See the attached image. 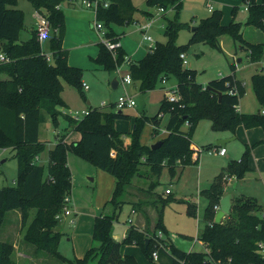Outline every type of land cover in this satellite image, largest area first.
I'll return each mask as SVG.
<instances>
[{"label": "trees", "instance_id": "trees-1", "mask_svg": "<svg viewBox=\"0 0 264 264\" xmlns=\"http://www.w3.org/2000/svg\"><path fill=\"white\" fill-rule=\"evenodd\" d=\"M29 1L51 22L52 59L48 60L43 52L36 28L31 29L28 40H20L24 12L16 7L18 0H0V52L9 58L7 62H0V74L7 75L0 77V148L10 149L18 160L16 183L0 190V230L15 211L20 215L24 242L33 245L36 252L46 251L66 264H138L132 255L123 254L121 250L123 244L134 242L143 248L151 264H155L153 252L160 247L157 230H164L163 211L167 204L178 199L168 193H155L152 183L151 188L147 189L153 197L151 200L132 202V210H142L144 214L147 211L145 205L152 204L155 207L157 217L152 230L150 227L142 230L132 224L125 238L120 241L113 236V226L117 211L124 203L123 195L134 185V176L142 174V165H147L151 173L158 176L165 166L175 171L176 166L185 167L196 163L193 156L197 150L192 138L203 119L211 120L214 130H228L233 134L240 125L264 129V72L252 75L253 87L261 106L259 111L245 113L237 108L245 84L235 73L209 81L208 84L222 93L219 100L217 92L196 80L194 70L184 67L181 54L185 52L186 46L175 42L178 23L169 19L166 28L169 40L157 42L142 59L130 61L129 72L133 81L141 83L143 91L155 88L163 77L169 79L175 76L180 99L178 102H169L165 97L157 114L137 117L135 127L130 132L131 141L126 143L122 137L123 132L115 123L117 119L130 120L132 116L119 113L115 104L110 110L92 108L83 118L73 117L59 108L65 106L62 97L64 81L77 86L81 94H84L83 69L69 64V49L63 46L66 21L61 4L66 0ZM98 1L96 18L104 24L106 37L112 41L120 39L113 24L134 21L138 11L152 16L149 11L138 8L133 0ZM105 2H108V6L104 5ZM244 2L248 8L246 23L256 25L264 32V1ZM146 3L166 11L169 8H180L183 0H146ZM236 9L233 8L234 15ZM222 18V9H213L209 16L193 28L190 40L209 42L221 49V37L229 34L235 41H239L241 48L246 49L252 63L264 61V42L247 41L242 33L241 22L233 18L226 25L222 23ZM98 47V55L93 60L109 72L117 71L126 63V51L122 47L115 54L103 42H99ZM231 69L236 70L235 63H231ZM232 89L237 92L231 93ZM167 111L169 119L165 129L168 134L162 138V143L155 148L142 144L140 137L144 125L151 123L152 134L158 135ZM49 118L56 128L59 119L63 118L66 128L78 130L81 137L71 143L60 139L50 150L48 165L45 166L37 160L45 150V143L40 140V128ZM263 142L264 139L252 145L246 144L242 157L231 160L226 172H221L208 187L201 190L207 203L201 216L204 226L197 237L207 250L187 251L169 239H161L170 250L171 264H224L228 261L231 264L264 263L258 249V242L264 240V207L252 197L233 196L231 210L221 222L215 221L217 210L214 208L226 195L229 178L241 179L250 170L251 152ZM207 147L201 146L202 149ZM69 152H74L115 177L111 197L103 206L104 212L95 217L92 238L98 245L91 246L83 257L73 259L63 256L59 251L61 233L57 228V215L62 212L65 197L71 194L73 188L72 172L68 164ZM138 189L139 192L147 191L140 186ZM109 206L112 212L106 210ZM197 207V202L188 201V214L197 217ZM147 219L149 221V217ZM184 236L193 239L192 236ZM0 264H18L14 242L0 239Z\"/></svg>", "mask_w": 264, "mask_h": 264}, {"label": "rangeland", "instance_id": "rangeland-1", "mask_svg": "<svg viewBox=\"0 0 264 264\" xmlns=\"http://www.w3.org/2000/svg\"><path fill=\"white\" fill-rule=\"evenodd\" d=\"M133 2L141 10L149 11L152 16H146L141 11H138L134 21L128 24H113L114 30L122 39L126 40L125 47L132 60H138L143 57L148 45H151L150 42L144 41L140 25L151 22L147 35L152 37L156 44L157 42H167L169 40L170 37L166 33V28L168 20L173 19L178 23L175 42L186 46L184 52L186 64L183 62V65L196 72V80L207 86L209 80L232 73L231 63H235L237 64V77L242 83L245 82L244 92L237 108L245 113L257 112L258 108H261L253 87L252 75L262 70L260 66L249 61L247 51L245 48L240 47L239 41H235L231 35L225 34L221 37V49H218L209 42H192L190 40L193 34V27L199 25L203 18L211 14L209 3L213 4L214 9H222L223 21L226 24H229L233 18L241 22L242 26L245 27L243 36L247 41L257 43L264 40V32L259 27L246 23L245 19L248 12L246 11L244 0H183L180 8H169L166 11L148 6L146 0H133ZM16 7L24 12V27L20 32V40L26 41L30 38L31 29L34 24L36 25L39 14L29 0H18ZM234 7H237L235 15L233 14ZM61 9L65 17L68 14L69 17L81 20L78 26L73 21L70 22L64 45L70 50L69 61L82 67V80L89 87L85 88L82 85L84 94H81L77 86L64 81L63 100L65 99V106H60L59 108L71 112L79 111L80 118H83L85 116V114H82L83 111L95 107L110 110L114 103L117 102L119 96L128 94L136 101L134 108L126 107L123 109L124 112L135 115L132 120V128L135 127V119L137 117L157 114L163 99L167 98L171 88L177 85V78L171 76L165 85L159 81L157 86L149 91H143L139 81H133L131 84H127L126 87L122 83L117 88L112 87L111 82L116 74L99 67L93 60L97 53V42L102 40L103 36H99L95 28L94 24L97 20L92 7L84 4L82 0H78L75 6H69L67 1H64L61 4ZM52 36L51 29L48 38L41 43L43 52L46 54H51L50 42ZM239 59L242 60L239 61ZM117 71L118 76H116L121 81L122 76L129 72V63H124ZM0 77L4 78L7 75L0 74ZM88 101H90V104H88ZM103 103L106 106H103ZM168 119L169 112L167 111L162 119L161 131L165 130ZM63 123V118H60L58 125L60 130L63 128ZM115 124L117 128L124 131V137L128 136V134L130 135V133H127L129 130L128 120L120 118L116 120ZM149 124L146 123L144 125L140 137V141L145 142L144 144L147 145H151L158 140L157 138H160L159 134L154 135L151 133L152 127ZM54 127L55 125L50 118L42 123L40 140L45 143V150L37 160L41 165H48L49 152L55 145ZM228 133V130H214L212 121L203 119L199 122L192 138L194 147L197 149L196 153H200L197 163H192L185 167L176 166L175 171L165 166L158 176L153 175L147 165H142L140 169L142 174L134 176V185L130 186L128 192L122 197L124 203L120 210L117 211L116 215L118 218L114 220L113 236L115 239L123 240L132 224L136 225L139 223L141 227H150L152 230L153 227L148 226L149 223L146 222L145 226V217H148L147 211L145 214L142 210L132 212V202L139 199L151 200L153 197L147 189H150L153 183V191L155 193L166 195V190L169 189L171 192L170 196L178 199L171 201L165 206L163 211L164 230L161 231L162 238L169 239L183 250L205 251L206 246L197 237L204 226L201 216L207 203V200L201 194V190L208 187L221 172H226L229 162L240 156L239 152L243 147L240 142L231 140L225 144L228 150L227 154H220L218 148L221 147V144H218L219 138L217 136ZM49 140L51 142H48ZM202 145H208V147L202 149ZM68 162L73 178L72 202H70L72 214L70 216L67 215L69 217L63 215L57 228H59L58 230L61 233L59 251L63 256L73 259L77 255H81L80 248L86 242V227L93 220L92 217L95 216L94 214H101L105 201L111 197L114 188L111 189V180L113 181L114 179L115 181V177L74 152H69ZM17 176L18 160L14 156L13 151L0 148V190L6 185L15 184ZM91 178L94 179L92 180ZM233 182L234 184H231V188H240L239 192H244L245 196L254 198L264 207V175H261L259 171H254L253 175L252 170H249L241 180L235 178ZM138 186L147 191L139 192ZM153 195L155 196V194ZM105 198L107 199L103 201ZM188 201L198 202L197 217L188 214ZM152 207V204L144 206L149 211L154 209ZM108 212H112L111 207H109ZM81 216L83 221L79 223L78 217ZM154 218L155 214L153 211L150 219L153 220ZM72 219L75 220V224L71 222ZM1 227L0 239L16 241V243L24 241V230L21 228L17 212H12L8 221ZM141 227L140 229L144 230ZM158 233L159 230H157V235ZM184 235L192 236L193 239ZM73 236H76L78 242L73 239ZM69 238L71 239L69 240ZM152 238L154 241L156 240L154 235ZM122 251L132 255L138 264H151L143 248L135 242L123 244ZM43 255L48 258L50 264H66L46 251ZM171 261L170 250L159 247L155 264H170Z\"/></svg>", "mask_w": 264, "mask_h": 264}, {"label": "crops", "instance_id": "crops-1", "mask_svg": "<svg viewBox=\"0 0 264 264\" xmlns=\"http://www.w3.org/2000/svg\"><path fill=\"white\" fill-rule=\"evenodd\" d=\"M67 1V3H68V5L69 6H75L76 4H77V2H78V0H66ZM83 1V0H82ZM259 3H262L264 0H257ZM84 3V2H83ZM233 3H235V2H233ZM209 4H211L212 6H213V4L212 3H209ZM209 4H208V6H209ZM233 5V4H232ZM213 9H214V7H213ZM246 11L248 12V9H246ZM212 12V11H211ZM95 13V12H94ZM247 17H248V15H247ZM95 18H96V14H95ZM245 20H247V18L245 19ZM65 21H66V34H67V29H69V26H70V22L71 21H73V23L75 24V25H79L80 23H81V20L79 19V18H72V17H69L68 16V14L66 15V17H65ZM222 23L223 24H226L224 21H223V18H222ZM230 23V22H229ZM228 24V23H227ZM226 24V25H227ZM34 28H36V25L34 24ZM247 28V27H246ZM245 27H242V33L243 34H245ZM142 31V30H141ZM148 31V30H147ZM98 32V31H97ZM98 34H99V36L101 35L99 32H98ZM143 34V33H142ZM65 37H66V35H65ZM120 43H121V47L126 51V58H127V61L126 62H128L129 64H130V61H136V60H132V58H131V56L127 53V50H126V47H125V43H126V40L125 39H122L121 38V36H120ZM144 41L145 42H150V41H148V40H145L144 39ZM99 42H102V40H99L98 42H97V53L95 54V56L94 57H96L97 55H98V52H99V47H98V43ZM261 42H264V40H262ZM64 43H65V38H64V41H63V46L65 47V48H67V46H65L64 45ZM68 49V48H67ZM149 49H150V45H148V48H147V50H146V53L143 55V57L147 54V52L149 51ZM69 54H70V50H69ZM93 57V58H94ZM143 57H141V58H139L138 60H140V59H142ZM247 57H248V59H249V55L247 54ZM242 59H239V61H241ZM250 61V60H249ZM68 62H69V64L70 65H73V66H77V67H81V66H79V65H75V64H73V63H71V61H69V56H68ZM253 64H256V65H258V66H260L261 67V70L262 71H264V61H261V62H254ZM99 67H101V68H104V66L103 65H99V64H97ZM122 67V66H121ZM120 67V68H121ZM82 68V67H81ZM236 70H237V64H236ZM236 70L235 71H232V73H235V75H236ZM113 74H116L117 76H118V71H115V72H112ZM231 74V73H230ZM115 75V76H116ZM227 75H229V74H227ZM123 77V76H122ZM236 77H237V75H236ZM238 78V77H237ZM118 79H119V77H118ZM239 79V78H238ZM212 80V79H211ZM211 80H209V81H211ZM209 81L207 82V84L209 83ZM84 83H86V82H84ZM87 84V83H86ZM121 84V81L119 80V83H118V86ZM244 84H245V82H244ZM88 85V84H87ZM112 85V84H111ZM117 86V87H118ZM64 90H63V92H62V97L64 98ZM65 100V99H64ZM88 104H90V101H88ZM115 104V103H114ZM104 106H106V104H104ZM134 108V107H133ZM62 111H64V112H67V113H69V114H71V113H73V112H71V111H68V110H66V109H61ZM123 110V109H122ZM260 110V108H258V110L257 111H259ZM239 111H241V110H239ZM242 112V111H241ZM123 113H126V114H130V113H127V112H124V110H123ZM131 116H132V119H130V120H128V123H129V125H128V127H129V130H128V132L127 133H130L131 131H132V120H133V118L135 117V115H132V114H130ZM164 117V116H163ZM127 120V119H126ZM149 124V123H148ZM151 127H152V129H153V125H151V124H149ZM42 126V125H41ZM119 129V128H118ZM40 130H41V128H40ZM120 131H122V132H124L122 129H119ZM53 133H54V135H55V137H56V142H55V145L58 143V141L60 140V139H63L65 142H68V143H71V142H75V141H78L79 139H80V137H81V134H80V132L78 131V130H74V129H67L66 128V122L64 121V123H63V128H62V130H60L58 127L56 128V127H54L53 128ZM151 133H152V131H151ZM167 134H168V131L165 129V130H163V131H160V133H159V135H160V138H157L158 140H160V139H162V138H164L165 136H167ZM122 137H123V139L125 140V142L126 143H129L130 141H131V136L128 134V136H125L124 137V134L122 135ZM217 138H219L218 139V141H220L221 139H229V141H231V140H234V141H238V142H240V144L243 146L241 149H240V156L237 158V159H235V160H239L241 157H242V154L244 153V151H245V149H244V146H245V148H246V144H250V145H252V144H254V143H256L257 141H259V140H262V139H264V129L263 128H261V127H255V128H245V127H243V126H238L237 127V129H236V132L233 134L232 132H230L229 131V133L228 134H226V135H219V136H217ZM157 140V141H158ZM228 141V142H229ZM48 142H51V140H49ZM156 142V141H155ZM145 142H142V144H144ZM154 143V142H153ZM54 144V143H53ZM54 145V146H55ZM203 146V145H202ZM221 146H225L226 147V145H221ZM197 152V151H196ZM194 153V156H193V159H196L197 160V162L199 161V158H200V153ZM227 152H228V150H227V148H226V154H227ZM197 154V155H196ZM225 154V155H226ZM196 162V163H197ZM69 163V162H68ZM250 170H252V174L254 175V171H259V173L261 174V175H264V142L263 143H261V144H259V145H257V146H255L254 148H253V150H252V152H251V155H250ZM92 180L94 179V178H91ZM234 179H235V177H231L229 180H228V184H227V186H226V194H229L230 196H231V201H232V197L233 196H238V195H244L245 193L244 192H239V190H240V188H238V189H235V188H231V184L233 185L234 184ZM242 179V178H241ZM241 179H239V180H241ZM111 182H112V185H111V189L114 187V185H115V181H114V179H113V181L111 180ZM109 191V190H108ZM243 191V190H242ZM168 194H171V192L170 193H168ZM72 195V192H71V194H70V196ZM107 198H105L103 201H105ZM70 202H72V197H71V201ZM105 203H106V201H105ZM105 203H104V205H105ZM198 203V202H197ZM103 205V206H104ZM206 205V204H205ZM110 207V206H109ZM109 207H107V211H109ZM153 208V207H152ZM102 209H103V207H102ZM147 211H148V217H149V221H148V219H147V217H145V226H146V222L147 223H149L148 224V226L150 225V226H152L153 227V225H154V223H155V220H156V217H157V213H156V209H155V207H154V209H152V211H149V209H146ZM138 211V210H137ZM153 211H154V214H155V218L153 219V220H151L150 218H151V216H152V214H153ZM102 212H104V209H103V211ZM101 212V213H102ZM17 214H18V217H20V215H19V213L17 212ZM71 214H72V212H71ZM71 214H69V216L71 215ZM95 216L94 217H92L93 218V220H91L90 221V224H88V226L86 227V230H87V236H86V242H85V244L80 248V254L81 255H77L76 257H83V255L87 252V250L91 247V246H96V245H98V242H96V241H94L93 240V238H92V232H93V226H94V221H95V217L98 215V214H94ZM66 217H69V216H67V215H65ZM93 216V215H92ZM62 218V217H61ZM61 218H59L58 219V224H59V220H61ZM118 218V217H117ZM20 219V218H19ZM83 221V217L81 216V217H78V222L80 223V222H82ZM71 222L73 223V224H75V220L74 219H72L71 220ZM138 227H141L140 226V224L138 223V224H136ZM59 226V225H58ZM57 226V227H58ZM141 228H146V227H141ZM59 229V228H58ZM129 231V230H128ZM74 233H75V231H74ZM128 233V232H127ZM71 238H69V240H70ZM73 239H76V242H78V240H77V238H76V236H73ZM18 242V241H17ZM14 244H15V249H16V259H17V262H18V264H50L49 262H48V258L45 256V255H43V253H38V252H36V250H35V248L33 247V245L31 246V244H28V243H26V242H24V241H22V242H18V243H16V241L14 242ZM121 250H122V248H121ZM82 251V252H81ZM86 251V252H85ZM85 252V253H84ZM82 253H84V254H82ZM122 253L123 254H127V253H124L123 251H122ZM172 262V261H171ZM171 264V263H170Z\"/></svg>", "mask_w": 264, "mask_h": 264}, {"label": "built area", "instance_id": "built-area-1", "mask_svg": "<svg viewBox=\"0 0 264 264\" xmlns=\"http://www.w3.org/2000/svg\"><path fill=\"white\" fill-rule=\"evenodd\" d=\"M83 2L87 6L92 7V9L95 12V14H97V9H98V6H99V1L98 0H83ZM104 5L108 6V2H105ZM209 8H210L211 11L213 10V6L211 4H209ZM245 8L248 9L247 6H245ZM160 10H163V9H160ZM38 14H39V16H38L37 23H36V31H37V38H38L39 42L42 43L45 39L48 38L52 27H51L50 20L46 16L41 14L39 11H38ZM96 20H97V18H96ZM94 25H95L96 30L103 36L102 42L107 46V48L113 54H115L117 49L119 47H121L120 40H117V41L109 40L106 37V32L107 31H106V29L104 27V24L101 21L97 20ZM150 26H151V22L150 23H145V24L140 25V29L143 32L144 39L150 41V43H151L150 48H152V47L155 46L154 45L155 43H154L152 37L147 35V30L150 28ZM46 56H47L48 60L52 59V55L51 54H46ZM181 58L183 59L184 64H186V55H185V53L181 54ZM7 61H9V58L3 52H0V62H7ZM119 68L117 70H119ZM132 82H133V79H132V76H131L130 72H128L126 75H124L122 77L121 83L125 87H126L127 84H131ZM161 82H162L163 85L167 84L168 83V78L167 77H163ZM83 86L85 88L89 87L84 82H83ZM230 92L231 93H236L237 90L236 89H232ZM179 99H180V95L178 93V89H177V85H176V86L171 88V91H170V93H169V95L167 97V100L169 102H178ZM103 105H104V103H103ZM135 105H136L135 99L132 96L128 95V94L119 96L117 102L115 103V106L118 109H124L126 107H134ZM88 112H89V110L83 111L82 114H87ZM71 115L73 117L80 118L79 111L73 112V113H71ZM218 152L220 154H222V155H225L226 154V147L225 146H221L220 148H218ZM113 154L114 153H112V155ZM166 193H170L169 189L166 190ZM70 201H71V196L69 194V195H67L65 197V205L63 207L62 212L57 215V219L61 218L63 215L71 214L72 210L70 209ZM220 207H221L220 204H216L214 206V208L217 210V212L219 211ZM132 212H135V211L132 210ZM161 239H162V233H161V231H159L158 240H159L160 247L168 248V246L164 242H162ZM258 249L262 253L263 260H264V240L258 242ZM206 250H207V248H206ZM153 258H154V260H156L158 258V249L153 252ZM213 264H219V263L218 262H214ZM224 264H231V262L228 261V262H226Z\"/></svg>", "mask_w": 264, "mask_h": 264}, {"label": "water", "instance_id": "water-1", "mask_svg": "<svg viewBox=\"0 0 264 264\" xmlns=\"http://www.w3.org/2000/svg\"><path fill=\"white\" fill-rule=\"evenodd\" d=\"M193 28H195V27H193ZM118 83H119V79L117 76H115L111 82L112 87L117 88ZM206 88H208L214 92H217L219 95V100H221L222 93L220 91L215 90L210 84H208L206 86ZM118 112L123 113V110L118 109ZM228 141H229V139H221L220 141H218V144L225 145ZM161 143H162V139L152 143L151 147L155 148V147L159 146ZM220 205H221V207H220L219 211L216 213V217H215L216 222H221L223 217L230 212L231 206H232L231 196L229 194L224 195L220 200ZM148 243H149V239L146 241V245Z\"/></svg>", "mask_w": 264, "mask_h": 264}]
</instances>
